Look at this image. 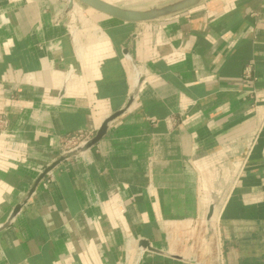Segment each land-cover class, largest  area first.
Wrapping results in <instances>:
<instances>
[{"label": "crops", "instance_id": "1", "mask_svg": "<svg viewBox=\"0 0 264 264\" xmlns=\"http://www.w3.org/2000/svg\"><path fill=\"white\" fill-rule=\"evenodd\" d=\"M68 8L0 0V264H264V0L142 24L95 11L76 31ZM125 108L1 228L64 139Z\"/></svg>", "mask_w": 264, "mask_h": 264}, {"label": "water", "instance_id": "2", "mask_svg": "<svg viewBox=\"0 0 264 264\" xmlns=\"http://www.w3.org/2000/svg\"><path fill=\"white\" fill-rule=\"evenodd\" d=\"M206 0H172L167 3H163L160 5L151 6L145 9H131V8H124L120 7L111 3H108L104 0H68L69 2V8L68 12H71L74 10L75 2L80 3L94 11H97L99 13H102L112 19H115L117 21L123 22V23H131V24H142V23H149V22H156L160 21L162 19L168 18L173 15H177L180 13H183L185 11H188L190 9H193ZM141 81H139V84ZM137 93L135 92L134 95L130 99L129 106L133 103ZM127 109H123L121 111H118L114 113L112 116L108 117L103 124L98 129L96 135L88 141L85 145L82 147H79L72 152L64 155L61 157L58 161L53 163L50 167H48L39 177V179L36 181L35 185L31 189L28 197L25 199V201L18 205L15 210L13 211L9 221L1 228H5L11 224V222L14 220V218L17 216V214L21 211V209L25 206V204L28 202L29 198L33 195V193L36 191L38 185L40 182H42L46 176L52 172L56 167H58L60 164L64 163L66 160L79 156L80 154L85 153L86 151L90 150L94 146L98 145L107 135L109 125L111 122L122 116ZM217 203H214L210 209L209 219L211 220L214 208ZM143 245L146 248L148 247L146 243H143ZM155 251V250H154ZM158 252V251H155Z\"/></svg>", "mask_w": 264, "mask_h": 264}, {"label": "built area", "instance_id": "3", "mask_svg": "<svg viewBox=\"0 0 264 264\" xmlns=\"http://www.w3.org/2000/svg\"><path fill=\"white\" fill-rule=\"evenodd\" d=\"M242 82L243 84H246V85H251L257 82V78L253 76L251 67H248L245 70ZM252 99L256 100V97L253 96ZM5 128H6V121L4 119H0V132H2ZM92 138H93L92 133L79 132L77 135L70 137V138H66L62 141L63 151L65 154L72 152L73 150L85 145ZM73 145L74 147H72Z\"/></svg>", "mask_w": 264, "mask_h": 264}, {"label": "rangeland", "instance_id": "4", "mask_svg": "<svg viewBox=\"0 0 264 264\" xmlns=\"http://www.w3.org/2000/svg\"><path fill=\"white\" fill-rule=\"evenodd\" d=\"M169 1H172V0H160L158 5L160 4H163V3H167ZM77 7L75 9V12L72 13V19H70L69 23L72 25L73 29H75L76 27H79L78 30H81V29H84V30H89L90 28H93L94 27V21H93V17L92 15H95L97 14V12H95L94 10L80 4V3H77ZM149 5H143L142 7L143 8H146L148 7ZM76 31V29H75ZM74 147V145L72 146ZM76 148V147H75ZM73 148V149H75ZM221 201V197L220 195H218L217 199L214 200L215 203L218 202V204L220 203ZM217 204V205H218ZM215 206V207H219V206Z\"/></svg>", "mask_w": 264, "mask_h": 264}, {"label": "bare ground", "instance_id": "5", "mask_svg": "<svg viewBox=\"0 0 264 264\" xmlns=\"http://www.w3.org/2000/svg\"><path fill=\"white\" fill-rule=\"evenodd\" d=\"M77 7V4L75 2V6H74V9H76ZM75 11V10H74ZM74 13V12H73ZM75 33V32H74ZM97 34V33H96ZM95 37V36H94ZM96 38V37H95ZM101 38V37H100ZM79 42V41H78ZM81 44V43H80ZM138 75H140V73L137 71L136 72ZM140 79V78H139ZM139 79L137 80L136 79V76L133 74L130 76V82H131V87H132V91L135 93L138 92L139 88H140V84H139ZM137 80V82H136ZM215 200V199H214ZM218 210V209H217ZM131 260V259H130Z\"/></svg>", "mask_w": 264, "mask_h": 264}]
</instances>
